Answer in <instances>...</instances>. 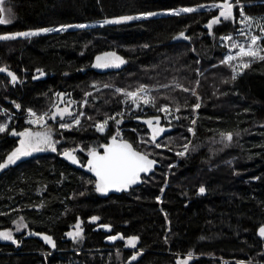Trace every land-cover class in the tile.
I'll list each match as a JSON object with an SVG mask.
<instances>
[{"label":"trees","instance_id":"1","mask_svg":"<svg viewBox=\"0 0 264 264\" xmlns=\"http://www.w3.org/2000/svg\"><path fill=\"white\" fill-rule=\"evenodd\" d=\"M214 2L219 0H5L13 22L0 25V35L61 25L89 27L0 41V67L7 66L18 77L13 85L10 77L0 74V123L11 119L10 130L36 129L26 122L29 109L42 114L57 102L61 106L64 101L57 93H65L63 100L69 96L81 108L92 93L80 127L72 132L55 129L57 152L37 153L0 173V231L13 230L24 217L27 231L51 236L56 244L52 248L39 239H26L28 233L23 232L17 236L21 247L0 242V264L127 262L135 252L110 251L124 247L119 238L116 243L108 239L118 234L125 239L139 237L142 255L132 264H175L178 255L188 252L264 264V242L257 234L264 225V61L254 59L243 68L239 66L243 61L233 60L234 81L231 68L221 63L232 42H244L241 29L261 35L264 0H238L235 20L214 24L211 30L206 24L218 10L156 15L101 27L105 19ZM241 8L253 18L250 27L241 23ZM182 32L189 39L180 37ZM224 36L233 41L221 40ZM105 52H115L126 63L105 74L92 71L96 57ZM140 85L153 89L150 95L156 98V108L168 105L180 117L174 126L165 120V113L151 106L136 109L116 91H133ZM183 88L196 91L200 99ZM196 103L201 106L193 111ZM118 112L122 115L116 116ZM155 115L168 128L157 143L169 139L176 150L191 141L188 128L196 120L192 151L172 169L162 203L158 198L177 157L140 146V135L149 130L136 122ZM109 116L116 119L109 120L104 134L97 132L96 123ZM117 130L141 151L151 152L161 167L144 178L141 187L103 197L95 191L94 179L63 161L61 153L77 147L102 151L100 145L109 143ZM221 133L233 136L223 153L218 144ZM19 139L0 134V162L19 146ZM76 154L85 165L84 151ZM228 158L233 162L228 163ZM201 185L206 196L199 195ZM93 216L100 221L92 223ZM79 221L85 233L75 245L66 234ZM103 225H110V230ZM76 248H81L79 253L73 251ZM191 264L216 263L200 258Z\"/></svg>","mask_w":264,"mask_h":264},{"label":"snow or ice","instance_id":"2","mask_svg":"<svg viewBox=\"0 0 264 264\" xmlns=\"http://www.w3.org/2000/svg\"><path fill=\"white\" fill-rule=\"evenodd\" d=\"M238 3V0H219V2H214L210 5L200 4L195 7H183L179 10L169 9L167 10L169 14L179 15L180 13H193L198 11L199 9H208L211 10L213 8L218 9V15L212 17V19L206 24V27L211 30L214 24L221 23L223 20H235L233 9L235 4ZM11 9L6 7L5 0H0V25H8L13 22L11 16ZM156 12H143L138 16H122L113 19H105L101 23V27L104 24H119L125 21H131L134 19H141L147 17H153L158 15ZM239 15L244 17V20L241 23L247 22V26L250 27L254 22L252 17L246 16L243 9L239 10ZM85 28L87 25L79 24V25H61L60 28H42L33 31H23L16 33H9L5 35H0V41L15 39L17 37H31L39 35L40 33H48L54 31L67 30L68 28ZM260 28L261 35H249L245 29L240 30V34L244 36V42H232L230 45V51L227 55H225L221 63L227 65L231 68L232 76L231 80H236L237 78V68L232 65L233 60L243 61L239 64L240 67L247 68L251 66V62L254 59H259L264 61V45L261 44V41H264V23L258 25ZM211 34V32L209 33ZM180 37L184 39H189V37L185 36L184 33H180ZM221 40L225 41H233L231 36L221 37ZM238 51H232L237 50ZM244 58H250L245 60ZM126 63L125 59L121 56L117 55L115 52H105L102 56L96 57V63L93 67L96 68H108V67H116L119 68L122 64ZM37 72L40 75H44L42 69H37ZM0 73H6L8 77L11 78V83L15 85L18 82L17 75L11 71L7 66L0 67ZM37 79L38 77H33ZM227 82V81H225ZM95 87V85H93ZM104 87H110V85L105 84ZM163 87H169V85H163ZM177 87H182L177 85ZM184 92H191V95L196 96L197 100L200 99L197 96V93L194 90H190L189 88H183ZM117 92L121 93L124 97H127L131 103L139 109L141 104L145 106H151L156 108V98L149 94L150 90L146 85H140L137 89L133 91H127L122 89H116ZM58 98L63 102V97L66 95L65 93H57ZM90 95V93L88 94ZM84 105H87V100L83 101ZM200 104L196 103L192 105V110H198L200 108ZM15 107L19 109L21 107L20 104H15ZM187 107V104L185 105ZM52 109L42 114H37L32 109L28 110L29 119L27 121L30 125H37L38 129L42 130H30L25 129L24 131H16L15 129H9V125L7 123H0V134L8 133L13 137H19V146L15 147L9 154L6 155V158L3 162H0V171H4L9 168L11 165H15L18 161L32 156L34 153L51 151L57 152V144L59 141L54 139L53 131L48 127V120L51 119L56 121L57 116L60 117V120H64L65 114L69 116H73L70 108L65 106L61 109L58 105H53ZM157 112H162L165 114H171L170 108L168 105H162L156 108ZM176 111H180V106L177 105ZM84 115L80 113V116ZM121 113H116V116H121ZM116 116H109L105 118L102 122H97L95 125L96 131L103 133L108 125L109 120H115ZM180 117H176L179 119ZM91 119V117H89ZM161 121V116L155 115L145 120L144 123L148 125L149 129H151V135L148 139H141L139 141L140 144L145 145H153L155 148H161L162 144L157 143L158 137H160L166 129L164 127L159 126ZM79 116H73L71 122H60L59 127L66 130H71L74 125L80 124ZM121 121L117 120L116 123L119 125ZM191 123L194 125L196 120L193 119ZM188 131L195 134L193 128H188ZM222 140L226 139L231 141L233 139L232 133H221ZM190 143H185L183 145V151H177L176 155L180 157H184L190 148ZM100 147L103 149L102 152L97 151L95 148L90 149L87 152L88 160H87V171L91 172L95 176V191L102 194L107 195L111 191L115 192H123L131 188L133 185L141 182V174H148L154 170V166L157 161L155 159H151V152L144 150L141 151L138 147H135L133 143H130L128 140L124 139L121 136L119 130H117L116 134L111 136L110 143L101 144ZM84 149H80L83 151ZM76 152V148L67 149L65 148L61 153L66 160H69L72 164H80L79 159L74 154ZM83 166V165H81ZM89 183H93V181H89ZM163 191V189L161 190ZM205 192L204 187L199 188V193L203 194ZM83 195V193H81ZM159 199V198H158ZM2 214V213H0ZM100 218L98 216L91 217L92 221H97ZM24 217H20V220L16 223V231L19 232L23 228H27V224H22ZM103 227L108 228L110 230V225H103ZM77 231L68 232V235L73 240H76L78 237L82 235V229L80 228V223L78 222L75 225ZM29 235H40V233H32L29 232ZM258 235L264 239V225L258 228ZM124 240L125 237L122 234L109 236L108 239L111 241H115L116 239ZM44 241L51 245L52 248L56 247V244L51 236L44 235ZM0 240L3 241H11L13 244L18 245V240H16L13 236L11 230L0 231ZM167 240V238H166ZM139 242L138 236L128 237L126 240V247H130L132 249L137 248V244ZM142 255V251L135 252L131 254L130 260L128 264H132V261H136L138 256ZM193 257L192 252H188L186 257L177 258L175 264H189ZM239 264H243V262H239Z\"/></svg>","mask_w":264,"mask_h":264},{"label":"rangeland","instance_id":"3","mask_svg":"<svg viewBox=\"0 0 264 264\" xmlns=\"http://www.w3.org/2000/svg\"><path fill=\"white\" fill-rule=\"evenodd\" d=\"M235 7H236V4H235ZM235 7H234V9H235ZM234 9H233V12H234ZM206 10H208V9H199L198 11H196V12H199V11H206ZM211 10H218V9H215V8H213V9H211ZM218 13H219V10H218ZM162 16V15H170L168 12H162V13H159L157 16ZM141 19H143V18H141ZM134 20H140V19H134ZM134 20H131V21H134ZM221 20L222 21H226V20H223V18H221ZM126 22H130V21H125V22H122V23H126ZM120 24V23H119ZM104 25H112V24H104ZM87 27H89L88 25H87ZM61 31H63V30H61ZM49 33V32H48ZM43 34H47V33H40L39 35H36V36H40V35H43ZM31 37H34V36H31ZM17 38H27V37H17ZM16 39V38H15ZM3 41V40H2ZM149 90H150V92H149V94L153 91V89L152 88H149ZM196 92V91H195ZM91 93L92 92H90V95H91ZM89 94V93H88ZM87 94V97H86V100L88 101V97H90V95H88ZM67 98H70L69 96H67V97H65V99H64V103L61 105V106H59L58 105V102H57V104L56 105H58L61 109H63L65 106H67V107H69L70 108V111L72 112V114H73V116H79V118H80V124L79 125H74L73 126V128L71 129V130H66V129H62V128H60L59 127V123L60 122H71L72 121V119H73V116H69L68 114H65V116H64V120L63 121H61L60 120V117L59 116H57V119H56V121H53V120H51V119H49L48 120V127L53 131V133L54 134H57L56 132H55V129H58L59 131H61V132H64V131H67V132H72V131H74L75 129H77L78 127H80V125L82 124V121H83V118L85 117V115H86V113H85V107H86V105H84L83 103H82V107L81 108H79L78 106H77V102L76 101H72L71 99H67ZM126 102H130L131 103V101L126 97ZM148 106H145V105H143V104H141V109L143 110V109H145V108H147ZM137 109V108H136ZM2 111H5V109H3ZM53 111H54V109H53ZM6 113H8L11 117H15L16 115L14 114V113H9V112H7L6 111ZM80 113H83L84 115H82V116H80ZM170 113L171 114H165V120L167 121V122H169V123H171L173 126H174V124H175V122H176V114H175V112L173 111V110H171L170 109ZM30 117L28 116V118L26 119V122L28 121V119H29ZM10 121H11V119H9V121L7 122V124L9 125L10 124ZM53 125L54 126H56L57 128H54L53 129ZM32 126H34V127H37L36 129H32L33 131H35V130H42V129H38V126L37 125H32ZM51 126V127H50ZM108 126V125H107ZM107 126H106V129H105V131L103 132V133H101V134H104L105 132H106V130H107ZM191 128H193L194 129V132L196 133V129H195V124L193 125L192 124V126H190ZM31 130V129H30ZM191 133V132H190ZM122 136V135H121ZM194 136H195V134L193 135V133H191V143H190V148H189V151H188V153L184 156V157H180V156H177L176 155V152L177 151H183V148L182 149H179V150H176V149H173L175 146L174 145H172V146H170V144L172 143V142H168L169 141V139H166L165 140V138H164V141L162 140V141H159L158 143H160V144H162V147L161 148H155L153 145H145V144H140L139 143V145L140 146H143V148L145 147H147L148 149H157V150H159L160 152L161 151H163L164 153H166V154H170V153H173V155H175V157H177V159H175L173 162H172V164H170V166H169V168H168V172H167V176H166V181H165V184H164V186H163V191H161V194H160V196H159V199H158V201H159V203H162V200H163V195H164V193H165V190H166V188L169 186V179H170V173H171V171H172V169L173 168H175V167H177V165L179 164V162H181V161H183V160H185L186 159V157H188V155H190V153H191V144H192V141H193V138H194ZM150 137V133L148 132H146V131H144L141 135H140V140L141 139H148ZM227 142H228V144H227ZM229 142L230 141H228V140H226V139H223L222 140V138H220V139H218V144H220V146H221V153H223L229 146ZM68 149H72V148H68ZM80 149H83L82 147H77L76 148V153L77 152H79L80 153ZM84 151V153L87 155V152L88 151H86V150H83ZM45 152V151H44ZM38 153H41V152H38ZM35 154H37V153H34L33 155H35ZM32 155V156H33ZM62 155V154H61ZM171 155V154H170ZM32 156H30V157H32ZM88 156V155H87ZM27 158H29V157H27ZM27 158H24V159H27ZM24 159H22V160H24ZM22 160H20V161H22ZM230 160V161H229ZM20 161H18L17 163H19ZM233 162V159H231V158H228V163H232ZM238 171V170H237ZM236 171V172H237ZM169 175V176H168ZM94 179V178H93ZM94 181H95V179H94ZM201 187H204L205 188V186H203V185H201ZM161 201V202H160ZM100 221V219L99 220H97V221H92V223H98ZM79 223H80V228L82 229V235L80 236V237H78L76 240H73L72 238H70L68 235H67V238L69 239V240H71L75 245H77L78 243H79V241L83 238V236H84V233H85V229H84V226H83V222L82 221H79ZM22 224H25V222L23 221L22 222ZM21 228H22V230L21 231H19V232H17L16 231V226L14 227V229L13 230H11L12 231V233H13V236H14V238L16 239V240H18V242L19 243H21L22 241V239H20V238H17V236H18V234H23V232H25V234L26 233H29V231H27V228H23L22 226H21ZM75 231H77L76 230V228H75V226H73L72 227V229L70 230V232H74L75 233ZM126 240L127 239H124V240H121V239H119V241H122L123 243H124V247L123 248H112L110 251H115V252H117V253H122V252H128V251H133V252H138V251H141V250H139L138 249V244H139V242H138V244H137V248L136 249H132V248H130V247H126L125 245H126ZM0 242H4V243H8V242H11V241H3V240H0ZM114 241H112V243H113ZM18 243V244H19ZM114 243H116V242H114ZM81 248H79V249H74L73 251H75V252H77V253H79V250H80ZM54 252H51V254H53ZM44 256H46V255H48V253L47 252H45V253H42ZM181 256H178V258H180ZM184 257H186V256H184ZM196 258H197V256H195V255H193V257H192V259H191V261L189 262V264H191L194 260H196ZM137 261V260H136ZM136 261H132V263H134V262H136ZM236 261V263L235 264H239V262H243V264H260L259 262H255V261H240V260H235ZM116 264H128V261L127 262H123V261H119L118 263H116Z\"/></svg>","mask_w":264,"mask_h":264},{"label":"water","instance_id":"4","mask_svg":"<svg viewBox=\"0 0 264 264\" xmlns=\"http://www.w3.org/2000/svg\"><path fill=\"white\" fill-rule=\"evenodd\" d=\"M103 54H101V55H99V56H102ZM96 63V60L94 61V63H93V65ZM93 65H92V67H91V70L92 71H95V72H97V73H99V74H105V73H107V72H109V71H111L112 70V67H108V68H96V67H93ZM0 74H2V75H6V73H0ZM64 98V97H63ZM64 101V100H63ZM61 103H63V102H61ZM145 120H147V119H137L136 120V122L137 123H140V124H142L143 126H145L148 130H150L151 131V129H149V127H148V125L147 124H145L144 123V121ZM160 126V125H159ZM165 129H166V131L160 136V137H158V139H157V141L158 140H160L162 137H163V135L168 131V128L167 127H164ZM110 143V142H109ZM131 143V142H130ZM102 151H103V149H102ZM102 151H100V152H102ZM76 156H77V158L79 159V157H78V155L76 154V153H74ZM88 156H87V160H88ZM151 158V157H150ZM61 159L63 160V161H65L67 164H69L70 166H72V167H74V168H76V169H79V170H81V171H83L84 173H86L87 175H89V176H91L92 178H94V179H96L95 178V176H94V174H92L91 172H88L87 171V167H86V165H87V161H86V163H85V165L80 161V159H79V161H80V164H72L69 160H66L64 157H63V155H61ZM151 159H153V158H151ZM157 161V160H156ZM81 165H83V166H81ZM161 167V163L160 162H158L157 161V163H156V165L154 166V170L151 172V173H148V174H141V182L140 183H137L136 185H133L131 188H129L128 190H126V191H123V192H115V191H111V192H109L107 195H102L103 197H110V196H113V195H116V196H120V195H123V194H127V193H129L131 190H134V189H137V188H139V187H141L142 185H143V183H144V178H148V177H151L155 172H156V170L157 169H159ZM2 171H0V173H1ZM100 194V193H99ZM199 195L200 196H206L207 195V191L205 190V192L203 193V194H200L199 193ZM257 234H258V232H257ZM43 234H40V235H29V234H27L26 235V239H29V238H35V239H39L40 241H42V242H44V243H46L45 241H44V239H43ZM258 237L264 242V239H262L259 235H258ZM47 244V243H46ZM49 245V244H48ZM49 246H51V245H49Z\"/></svg>","mask_w":264,"mask_h":264},{"label":"built area","instance_id":"5","mask_svg":"<svg viewBox=\"0 0 264 264\" xmlns=\"http://www.w3.org/2000/svg\"><path fill=\"white\" fill-rule=\"evenodd\" d=\"M178 256L184 257V256H187V254L186 255H178ZM195 256H197L196 259L205 258V259H208V260L215 262L216 264H235L236 263V261L233 259H228V258H224V257H217L215 255H209V256L195 255Z\"/></svg>","mask_w":264,"mask_h":264},{"label":"flooded vegetation","instance_id":"6","mask_svg":"<svg viewBox=\"0 0 264 264\" xmlns=\"http://www.w3.org/2000/svg\"><path fill=\"white\" fill-rule=\"evenodd\" d=\"M160 126L161 127H167V126H165L164 124H163V122L162 121H160ZM149 133H150V135H151V131L149 130ZM20 245H19V247H21V244H22V242L21 243H19ZM15 245V244H14ZM18 247V248H19Z\"/></svg>","mask_w":264,"mask_h":264},{"label":"bare ground","instance_id":"7","mask_svg":"<svg viewBox=\"0 0 264 264\" xmlns=\"http://www.w3.org/2000/svg\"><path fill=\"white\" fill-rule=\"evenodd\" d=\"M155 174V173H154ZM188 175V174H187ZM169 176V175H168ZM186 176V175H185ZM183 177V176H182ZM149 178V177H148ZM145 180V179H144ZM192 200V199H191ZM161 202V201H160Z\"/></svg>","mask_w":264,"mask_h":264}]
</instances>
